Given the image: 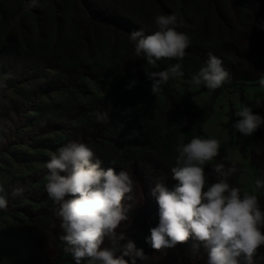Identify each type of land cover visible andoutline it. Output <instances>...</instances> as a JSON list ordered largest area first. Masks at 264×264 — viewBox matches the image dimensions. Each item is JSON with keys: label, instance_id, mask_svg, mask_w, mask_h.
I'll list each match as a JSON object with an SVG mask.
<instances>
[{"label": "trees", "instance_id": "16d2710c", "mask_svg": "<svg viewBox=\"0 0 264 264\" xmlns=\"http://www.w3.org/2000/svg\"><path fill=\"white\" fill-rule=\"evenodd\" d=\"M30 2L0 0V54L36 59L47 64V68L58 70L57 78L62 74L70 77L69 69L75 63L95 72L90 78L101 95L84 104L73 102V107L84 120L79 131L85 139L93 142L102 139L118 148L122 160L115 171H128L137 181L131 199L126 197L123 201L129 219L121 223L117 233L125 236L121 244L134 242L136 249L142 250L143 258L133 254L124 259L128 264H207L206 250L194 237L161 250L153 249L146 241L150 229L159 224V206L153 189L162 184L173 190L178 184L171 169L176 166L173 134L181 115L194 116L200 126L204 110L192 103L191 96L184 97L177 90L175 79H169L155 96L152 81L138 66L120 64L113 69L103 61L85 64L81 56L73 53L83 46L98 48L102 53L108 48L113 54H136L130 34L134 31L151 34L156 30V16L175 15L177 30L189 35L191 44L183 61H159L160 70L179 62L184 72L181 78L191 79L212 53L223 61L231 77L229 83L215 90L218 95L243 83H258L264 74V0H110L107 5L96 0H38V6L26 7ZM106 31L109 35L104 34ZM117 42H124V46L116 47ZM58 61L65 63L62 64L65 67H60ZM235 111L231 108L229 112L230 127L240 119ZM96 112H106L107 122H97ZM253 113L264 117V104ZM112 127L115 135L110 131ZM261 128L263 131L259 128L253 133L259 139L258 148L251 153L253 165L264 162V125ZM222 163L236 167L229 183L241 190L242 165ZM211 166H205L210 174L209 183L214 182ZM257 197L264 212V188ZM52 209L53 205L46 201L41 217L44 225L48 221L53 224V241L43 243L30 235L23 241L27 255L14 258L13 264H75L72 256L63 251L65 245L59 239L63 234L61 222ZM4 245L0 244V255L6 254ZM254 264H264V246L257 250Z\"/></svg>", "mask_w": 264, "mask_h": 264}, {"label": "clouds", "instance_id": "9594fccd", "mask_svg": "<svg viewBox=\"0 0 264 264\" xmlns=\"http://www.w3.org/2000/svg\"><path fill=\"white\" fill-rule=\"evenodd\" d=\"M38 6L31 0L26 7ZM155 31L145 35L143 31L130 34L137 56L146 59L143 66L147 78L152 81L151 91L157 96L169 79L184 76L182 63L168 65L152 71L162 60L183 61L191 38L177 30L175 15H158L154 18ZM230 73L223 61L212 53L192 82L210 91L230 82ZM135 84V81L131 82ZM264 88V74L259 78ZM3 85H0L2 87ZM97 122H107L106 112L94 113ZM239 117L232 128L243 136H251L262 125L264 117L253 113L250 106L235 111ZM220 143L215 138L195 136L187 143L178 145L176 166L172 178L178 181L173 190L157 184L152 194L159 206V224L150 229L146 241L155 250L173 248L194 237L201 242L207 253V264H254L257 250L264 246V212L258 197L229 183L237 169L223 163L212 164L209 173L205 166L219 156ZM101 160L83 142L72 141L52 153L46 163L48 169L45 190L53 204V213L60 220L63 234L60 241L63 251L72 256L75 264H128L125 256L143 258L134 242L125 239L117 229L128 220L123 201L131 199L137 181L128 171L117 173L113 168H101ZM257 189L264 187V180L256 179ZM4 188L0 185V193ZM158 193V195H157ZM23 194V188H14L13 197ZM7 198L0 195V209L6 210ZM107 239L108 245L105 246ZM120 252L122 255H117Z\"/></svg>", "mask_w": 264, "mask_h": 264}, {"label": "rangeland", "instance_id": "374dc122", "mask_svg": "<svg viewBox=\"0 0 264 264\" xmlns=\"http://www.w3.org/2000/svg\"><path fill=\"white\" fill-rule=\"evenodd\" d=\"M96 1L102 5L110 4V0ZM104 34L109 35V32ZM117 43L118 48L124 46V42ZM97 49L81 46L73 55L81 56L85 64L103 61L113 69L120 64L130 68L138 66L145 73L143 66L146 59L143 56L134 53L113 54L108 48H104L102 53ZM57 64L65 67L63 62L58 61ZM47 67V64L36 59L0 54V85H3L0 87V185L4 188L0 195H4L8 201L7 209H0V244L7 247L3 252L6 254L0 255V264H13L14 258L26 256L23 241L30 235L43 243L53 241V224L48 221L44 225L41 217L46 201L53 205L44 190L49 174L46 163L52 153L76 141L86 143L94 151L104 170L107 167L116 170L122 160L120 151L113 144L102 139L97 142L86 140L79 131L84 120L73 107V102L84 104L101 95L90 78L91 73L95 72L88 70L86 65L82 67L75 63L69 69L70 77L62 74L57 78L58 70ZM160 69L158 65L151 70ZM175 83L184 97L191 96L192 103L205 112L200 126L194 116L181 115L179 126L173 134L175 156L178 155L177 146L195 136L215 138L220 143L221 155H239L237 158L241 162H224L242 165L241 191L259 195L264 187L257 189L255 180H264V162L253 165L251 161V153L258 148L259 139L253 134L247 137L239 134L228 123L231 108L239 110L250 106L254 112L260 104H264V88L259 83H243L216 95L215 90L197 86L191 79L180 77L175 79ZM120 113L124 116V112ZM260 130L263 131L261 127ZM110 131L115 135L114 127ZM215 161L216 158L206 166L217 163ZM14 188H23V194L13 197L11 193Z\"/></svg>", "mask_w": 264, "mask_h": 264}, {"label": "crops", "instance_id": "0c3cea01", "mask_svg": "<svg viewBox=\"0 0 264 264\" xmlns=\"http://www.w3.org/2000/svg\"><path fill=\"white\" fill-rule=\"evenodd\" d=\"M238 156L239 155H237L236 157H231V156H226V155L219 154V156L216 157V161L215 162H217V163L224 162V161L241 162L237 158ZM214 164H216V163H214ZM248 164H249V162H248ZM209 166H211V165H209Z\"/></svg>", "mask_w": 264, "mask_h": 264}]
</instances>
